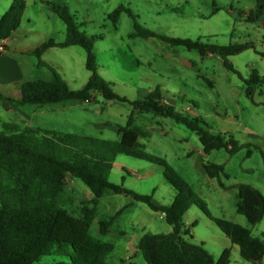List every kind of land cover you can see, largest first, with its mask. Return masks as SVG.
<instances>
[{"label": "rangeland", "instance_id": "rangeland-1", "mask_svg": "<svg viewBox=\"0 0 264 264\" xmlns=\"http://www.w3.org/2000/svg\"><path fill=\"white\" fill-rule=\"evenodd\" d=\"M47 1L66 3L80 30L102 36L94 42L98 73L111 82L116 93L127 99L143 98L159 87L165 102L189 116L200 117L215 133L233 135L243 145L233 154L226 148L202 154L198 134L172 117L153 112L137 113L129 101L107 100L95 92L91 101L68 100L45 105L0 104V133L3 123L55 130L62 133L92 135L119 140V129L133 117L143 134L139 147L161 156L202 197L211 213L251 229L264 239V218L252 225L237 210L236 184H250L264 194V20L247 21L256 0H27L21 26L9 38V48L0 52V89L12 98L20 97L12 80L51 79L54 72L78 89L89 80L87 54L80 46L49 49L40 58L28 51L49 39L64 41L66 24ZM12 0H0V18ZM120 5L123 12L117 26L109 15ZM135 20L142 26L172 37L201 39L209 43L253 42L255 48L231 55L237 72L215 55L175 46L156 37L133 36ZM40 59L44 64H40ZM257 71L261 81L254 94H247L245 79ZM12 88V89H11ZM224 164L220 179L210 178L204 163ZM164 168L144 159L120 154L109 179L139 194H150L155 203L170 205L176 195L174 186L164 177ZM0 180L13 183L4 170ZM90 189L79 178L68 177L61 200L72 214L79 216ZM119 210L108 234L100 231L102 220ZM184 216L190 222L186 240L203 246L218 259L231 250L229 264H264L244 259L238 246L199 206L193 205ZM164 213L152 210L132 195L108 189L97 207L90 233L114 244L107 260L113 264H148L134 248L145 233H170ZM69 255L43 256L35 264H60Z\"/></svg>", "mask_w": 264, "mask_h": 264}, {"label": "trees", "instance_id": "trees-1", "mask_svg": "<svg viewBox=\"0 0 264 264\" xmlns=\"http://www.w3.org/2000/svg\"><path fill=\"white\" fill-rule=\"evenodd\" d=\"M47 3L66 24V38L60 42L49 39L29 53L41 58L51 48L80 46L86 51V68L92 74L87 83L78 89L72 88L56 72L51 79L22 80L18 83V98L9 97L0 89V104L6 109L12 108L11 103L19 106L56 104L68 100L91 101L95 92H99L110 101H129L134 112H153L186 125L198 134L204 153L226 148L233 154L243 146L233 135L215 133L200 117H191L179 111L175 105L166 103L159 87L147 96L131 101L120 96L112 83L97 71L94 42L102 36L88 35L80 30L66 3ZM26 8L27 0H12L11 6L0 18V41L8 40L21 26ZM123 12L131 14L129 8L120 5L109 15L115 26ZM246 20H264V0H256V6L249 10ZM134 27L132 35L135 37H156L171 45L198 50L202 55L217 54L234 72L237 70L228 57L255 48L253 42L217 44L163 35L136 20ZM40 64H44L41 59ZM245 81L247 94L251 96L261 78L254 70ZM3 126L4 131L0 133V170L7 172L13 183L0 180V264H35L43 256L51 254L70 256L69 262L60 264H113L107 258L114 250V244L90 233L100 199L108 189L118 194L132 195L152 210L164 213L167 223L173 227L170 233H145L141 236L137 248L148 264L230 263L231 250L225 249L216 259L203 246L186 240L185 235H191V232L183 218L193 205L199 206L230 238L232 244L238 246L244 259L261 261L264 258V239L254 236L251 229L241 224L214 216L206 201L165 158L139 147V137L143 131L134 125L133 117L119 129V140L36 127L23 129L18 123H3ZM120 154L161 165L164 177L176 190L173 202L170 205L158 204L150 194H139L112 182L109 176ZM203 166L210 178L220 179L224 174V164L207 162ZM68 177L81 179L91 191V197L84 201L79 216L69 212L61 200ZM235 188L238 212L245 215L252 225L258 224L264 218V194L250 184L239 183ZM121 212L119 210L101 221L102 234L109 232Z\"/></svg>", "mask_w": 264, "mask_h": 264}, {"label": "crops", "instance_id": "crops-1", "mask_svg": "<svg viewBox=\"0 0 264 264\" xmlns=\"http://www.w3.org/2000/svg\"><path fill=\"white\" fill-rule=\"evenodd\" d=\"M10 6H11V4H10ZM9 6V7H10ZM8 48H9V39L6 41V50H8ZM4 52V51H3ZM2 52V53H3ZM29 52V51H28ZM13 81V84H14V87H12L15 91H17V90H20V85L18 84L20 81H22V80H12ZM11 88V89H12ZM204 154V151H202V154L201 155H203ZM115 165H116V163H115ZM115 165H114V167H115ZM204 167V166H203ZM205 170V169H204ZM89 197H91V195L89 196ZM88 197V198H89ZM185 215H187V214H185ZM184 223L186 224V226H188V227H190V225H189V223L190 222H188L187 220L186 221H184ZM108 234V233H107ZM104 235V234H103ZM106 235V234H105ZM141 238V237H140ZM140 238H138L139 240H140ZM230 240V239H229ZM139 242V241H138ZM231 242V241H230ZM138 245V244H137ZM137 245L135 246V248H134V253H137V251H138V248H137ZM131 262H133V261H131Z\"/></svg>", "mask_w": 264, "mask_h": 264}, {"label": "built area", "instance_id": "built-area-1", "mask_svg": "<svg viewBox=\"0 0 264 264\" xmlns=\"http://www.w3.org/2000/svg\"><path fill=\"white\" fill-rule=\"evenodd\" d=\"M6 41L7 40H1L0 41V52L1 53L6 50Z\"/></svg>", "mask_w": 264, "mask_h": 264}]
</instances>
